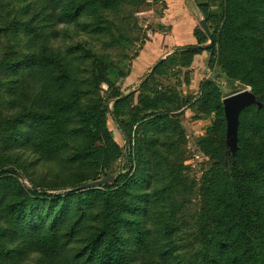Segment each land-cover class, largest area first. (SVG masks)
Listing matches in <instances>:
<instances>
[{
  "label": "trees",
  "instance_id": "1",
  "mask_svg": "<svg viewBox=\"0 0 264 264\" xmlns=\"http://www.w3.org/2000/svg\"><path fill=\"white\" fill-rule=\"evenodd\" d=\"M136 1L34 0L26 12L25 0H0V147L48 144L71 163L90 159L87 152L102 141L95 116L103 87L111 88V73L128 59L127 7ZM221 20L211 47L188 51L216 56L225 77L249 86L253 99L238 119L237 148L220 132L224 163L200 191V218L185 222L187 202H172L179 193L177 169L165 170L162 188L150 181L155 166L169 164L164 156L154 162L144 154L134 169L131 140L111 111L126 147L109 176V184L124 183L117 194L109 184L98 194L79 191L89 184L82 183L64 197L38 195L7 177L25 178L21 165L0 163V262L10 255L8 239L23 233L45 264H111L130 256L144 264H264V0H224ZM126 100L120 96L113 106ZM155 142L148 135L141 147L159 153ZM192 225L190 235H180Z\"/></svg>",
  "mask_w": 264,
  "mask_h": 264
},
{
  "label": "rangeland",
  "instance_id": "2",
  "mask_svg": "<svg viewBox=\"0 0 264 264\" xmlns=\"http://www.w3.org/2000/svg\"><path fill=\"white\" fill-rule=\"evenodd\" d=\"M139 1L127 7L130 17L125 25L130 31L126 32L123 46L128 59L111 73V88L103 87L104 103L95 116L102 141L87 152L86 157L90 159L71 163L64 154L48 150V144L32 147L24 143L1 146L0 163L21 165L25 178L16 174L7 177L18 181L25 191L34 190L38 195L45 193L51 198L64 197L80 184L105 179L113 175L126 148L124 136L109 114L114 111L123 132L131 140L129 151L134 169L144 161L140 158L144 154L151 153L154 162L157 154L164 156L169 164L155 166L156 174L150 179L155 188H162V178L167 179L166 169L178 170L180 182L175 185L179 193L172 202L174 205L187 202L181 214L187 222L200 218V191L209 174L224 163L220 132L227 133V127H221L216 106H220L225 120V100L238 94L252 100L253 95L249 86L225 77L217 66L216 56H197L188 51L190 47H211L212 33L222 22L224 0H186L176 9L167 2L162 5L159 0ZM25 4L26 12L34 9V0H25ZM172 59L174 63L169 65ZM158 62L160 66L152 71ZM120 96H127V100L114 107L113 101ZM243 111L244 108L239 111L238 119ZM82 114L85 119L86 114ZM238 126L237 120V129ZM107 133L110 140L105 138ZM79 134L83 139L85 135ZM237 134L238 131L232 140L235 148ZM148 135L156 140L155 151L159 153L141 147ZM183 184L189 188L187 192L182 190ZM109 185L108 191L117 194L124 183ZM104 190L100 187L89 191L98 194ZM167 203L168 206L171 201L168 199ZM191 228L194 225L183 226L180 235H190ZM28 242L30 239L23 233L8 239L6 248L10 255L0 264H45L44 259L28 247ZM130 260L134 257L130 256L126 262L114 260L111 264H144Z\"/></svg>",
  "mask_w": 264,
  "mask_h": 264
},
{
  "label": "water",
  "instance_id": "3",
  "mask_svg": "<svg viewBox=\"0 0 264 264\" xmlns=\"http://www.w3.org/2000/svg\"><path fill=\"white\" fill-rule=\"evenodd\" d=\"M160 64L158 62L152 71L155 70V68ZM251 99L243 96V94H238L235 96H232L225 100L224 102V111H225V121H226V126H227V135L232 137L236 136L237 133V120H238V114L241 109L244 107L250 105ZM233 148L235 149V146L233 145ZM113 181L112 177H108L107 179L89 183L86 185L81 186L78 190L83 191L87 189H92V188H98L103 185L109 184Z\"/></svg>",
  "mask_w": 264,
  "mask_h": 264
},
{
  "label": "crops",
  "instance_id": "4",
  "mask_svg": "<svg viewBox=\"0 0 264 264\" xmlns=\"http://www.w3.org/2000/svg\"><path fill=\"white\" fill-rule=\"evenodd\" d=\"M164 2L169 3L172 9H176L183 6V2H186V0H164Z\"/></svg>",
  "mask_w": 264,
  "mask_h": 264
}]
</instances>
